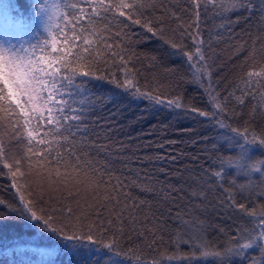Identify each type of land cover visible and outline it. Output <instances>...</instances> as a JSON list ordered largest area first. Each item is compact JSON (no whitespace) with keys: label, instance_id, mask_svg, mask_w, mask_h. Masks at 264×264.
<instances>
[{"label":"trees","instance_id":"16d2710c","mask_svg":"<svg viewBox=\"0 0 264 264\" xmlns=\"http://www.w3.org/2000/svg\"><path fill=\"white\" fill-rule=\"evenodd\" d=\"M38 2L46 0H25V10L19 0L0 2V18L8 16L26 22L28 29L10 33L18 34L20 42L27 47L41 44L44 39L51 44V36L36 23L34 5ZM142 2L147 5L142 9L143 18L154 24L164 21L161 25L164 38L130 25L127 35L120 33L122 39L113 42L109 38L108 41L115 52L123 48L124 42L133 43L131 53L134 55L124 56L126 65L121 67L119 58H109L98 73L107 79L85 78L87 96L84 100L91 106L85 109L86 134L78 135L76 141L79 148L86 149L89 159L96 162L105 183L99 193L92 195L90 190L78 189L68 180H52L53 190L46 195L52 197L49 202L54 207H59V200L74 210H86L91 220L97 219L95 213H100L106 226L111 221V230L118 234L128 258L96 250L93 254L100 262L110 257L111 264H223L227 248L238 247L237 234L250 233L258 224L264 210V192L258 191L264 190V173L251 171L245 176L228 168L227 150L215 143L222 130L213 128V121L191 109L218 111L210 107L206 91L209 85L201 83L210 78L211 87L228 101L219 119H224L240 133H250L249 140L255 136L258 141L264 135V10L261 0H197L198 21L193 0ZM59 4L56 26L64 32L70 27L65 26V18L72 20L74 15H80L74 13L73 4L86 9L84 19L78 22L85 27L94 28L98 33L105 27L115 33L120 27L111 14L106 18L97 17L89 25L87 16L94 15L92 10L96 7L93 3L59 0ZM236 5L239 7H234ZM62 35L63 32L56 36L57 47L62 44ZM169 40L182 44L190 55L199 47L210 77L197 79L202 70L200 64L194 59L190 66L183 56L173 55L166 43ZM46 51L51 52V48ZM42 55L45 51L38 49L36 56ZM106 55L98 49V57ZM249 73L253 74L250 79ZM126 79L132 80L141 93L160 95L165 101L180 98L182 108L157 105L110 82ZM229 92L234 95L227 96ZM34 123L25 127L22 114L0 107V146L3 148L0 200L9 204L19 206L13 185L24 184L30 168L46 172L57 168L37 159L39 153L34 145L39 133L36 140L30 141L27 137V129ZM247 164L249 169H264V148L253 147ZM222 167L223 175L217 178L215 173ZM59 171L63 173L65 169L61 167ZM12 172H16L15 181ZM21 173L24 176L21 177ZM64 185L71 188V193L65 191ZM114 189L109 199L108 194ZM253 210L255 217L249 215ZM0 223L4 224L5 234L11 230L13 235L22 234L25 242L39 241L40 229L32 222L12 218ZM29 233L36 235L30 237ZM43 243L59 249V255L49 264H74L65 254L66 246L54 237ZM82 243L88 244L87 241ZM206 252L209 254L205 255ZM216 252L221 253V257L213 255ZM261 257L264 250L254 247L243 256L233 254L229 264H261ZM17 264H41V261L32 256Z\"/></svg>","mask_w":264,"mask_h":264},{"label":"snow or ice","instance_id":"6c2138e0","mask_svg":"<svg viewBox=\"0 0 264 264\" xmlns=\"http://www.w3.org/2000/svg\"><path fill=\"white\" fill-rule=\"evenodd\" d=\"M86 2L96 6L92 10L94 15L87 16L89 25L95 22V18H106L111 14L120 26L118 30L112 33L109 28L105 27L103 32L98 33L94 28L79 24L78 22L82 21L86 15V9L77 8L73 4L74 13H80V15H74L72 20L65 18V26L70 25L67 32L57 25L53 34L54 16L45 2H38L34 5L35 11L42 18L45 31L51 36V44L48 39H44L41 44L26 48L23 43L16 44L8 38L10 31L28 29L26 22L8 16L0 18V26L5 31L4 39L0 40V107L15 111L18 115L22 114L25 127L35 121L32 127L27 129V137L30 141L36 140V134L39 133V139L34 145L39 153L37 159L57 166L54 171L49 172L42 169L32 171L30 168L25 183L18 187L13 185L18 194L19 206L0 200V208L3 209L0 211V222L17 218L32 222L40 229L39 241L25 242L22 234L13 235L11 230L5 234L4 224L0 223V258H3L0 264H17L18 261L31 259L32 256H36L41 264H49L59 255V249L55 245L44 244L43 241L53 237L66 246L65 254L72 258L74 264H111L110 257L100 262V258L93 254L96 250H107L116 256L128 258L125 246L118 238V234L111 230V221L106 226L100 213H95L97 219L91 220L86 210H74L70 205L60 203L59 200H57L59 207H54L49 202L52 197L46 194L53 190L52 180H68L78 189L90 190L92 195L100 192L101 185L105 183L101 170L96 166V162L89 159L86 149L77 146L76 141L78 135L86 134L87 121L84 117L87 113L85 109L91 106L84 100L87 96V90L84 87L85 78L105 80L107 77L98 75V73L108 63L109 58H119L122 62L121 67H124L127 63L124 56L134 55L131 53L132 42H124L123 48L115 52L113 44L108 42L109 38L113 42L122 39L120 33L123 31L127 35L130 25H136L146 29L153 36L163 39L165 32L161 25L164 21L161 20L154 24L152 20L143 18L145 14L142 9L147 5L142 0H79L81 4ZM19 3L25 10V0H19ZM193 4L197 9L198 21L200 5L197 0H193ZM220 7L223 8V5L221 4ZM234 7H239V5ZM261 7L264 10V0H261ZM120 17L124 19H119ZM62 32V44L57 47L56 36H60ZM69 32L71 35L68 34ZM166 43L173 50V55L183 56L190 66L194 59L200 64L202 70L197 74V79L205 75L210 77L208 66L204 62V54L199 47H196L194 55H190L184 51L182 44L171 40ZM49 47L51 52L46 51ZM38 49L45 51V55L37 57ZM98 49H102L107 55L98 57ZM52 53H55V56H52ZM128 75L131 73L129 72ZM252 75V73L248 74L249 79ZM110 82L134 96L150 100L157 105L182 108L180 98L165 101L160 95L141 93L136 89L132 80H111ZM201 83L209 85L206 91L210 98V107L218 111L209 112L192 108L191 112L208 121H213L212 127L222 130L215 143L227 150V167L234 168L237 173L245 176L251 171L264 173V169H249L247 164V161L251 159L253 147L264 148V135L258 141L255 136L249 140L250 133H240L224 119H219L228 106L227 97L220 96L218 91L211 87L210 78L202 80ZM232 95H234L232 92L227 94L229 97ZM237 99L240 98L237 97ZM82 125L85 127L82 128ZM41 129H43L42 132ZM61 149L64 151L62 152ZM2 152L3 148L0 146V153ZM78 152L85 154L79 155ZM233 156L236 157L235 161L232 160ZM61 167L65 169L63 173L59 171ZM104 167L107 170V166ZM11 175L15 181L16 172H12ZM222 175L223 167L221 171L215 173L217 178H221ZM21 176H24V173H21ZM64 188L67 193H71V188L67 185H64ZM114 192L115 189L109 192V199L113 197ZM240 208L247 213L243 205H240ZM105 210L107 211L106 206ZM249 215L255 217V210ZM33 235L36 234L29 233L30 237ZM237 235L239 236V240L236 241L238 247L233 249L229 246L227 248L223 264H229L233 254L243 256L248 249L254 247L264 250V210L261 211L258 224L252 232ZM5 237H7V242H5ZM245 240L246 242L241 243ZM84 241L88 244H83ZM208 254L205 253V255ZM213 255L221 257L219 252ZM261 264H264V257H261Z\"/></svg>","mask_w":264,"mask_h":264},{"label":"rangeland","instance_id":"374dc122","mask_svg":"<svg viewBox=\"0 0 264 264\" xmlns=\"http://www.w3.org/2000/svg\"><path fill=\"white\" fill-rule=\"evenodd\" d=\"M46 5L47 7L49 8L50 10V13L54 16V26H53V29L54 27L56 26V23H57V18H58V15L60 13V6H59V2L58 0H46ZM37 25L38 27H40L41 29L45 30L44 29V26H43V21H42V18L39 17L37 15ZM47 32V31H46ZM5 37V31L4 29L0 26V40L4 39ZM8 38L12 40L13 43H16V44H20L22 42L21 39L19 38L18 34L16 33H8ZM24 44V43H23ZM24 46L27 48V46L24 44ZM254 173H256L254 171ZM21 176V175H20ZM22 177V176H21ZM261 190V192H264V190L262 189H258V191ZM260 192V191H259ZM264 196V193L262 194ZM264 200V198H263Z\"/></svg>","mask_w":264,"mask_h":264}]
</instances>
